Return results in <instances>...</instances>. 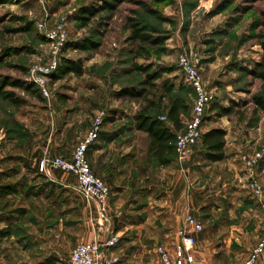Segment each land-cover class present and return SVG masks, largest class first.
<instances>
[{"label":"rangeland","instance_id":"obj_1","mask_svg":"<svg viewBox=\"0 0 264 264\" xmlns=\"http://www.w3.org/2000/svg\"><path fill=\"white\" fill-rule=\"evenodd\" d=\"M223 1L125 0L111 18L107 13L100 12L85 25L80 21V16L96 8L99 0H0V53L7 56L5 63L0 64V74L30 82L32 73L39 75V69L48 67L54 57L57 67L64 59H72L80 60L83 68L80 75L71 73L65 78L56 79L52 77L56 74L55 70L44 77L47 95L39 92L38 98H35L16 91L27 100L23 107L15 108L0 98V157L20 156L25 161L56 156L71 159L73 151L85 138L101 111L105 116L100 132L133 130L132 117L138 109V103L116 97L118 90L141 87L144 75L136 72L133 65L148 66L151 72L162 71V77L156 84L166 82L172 86L173 94L184 99L191 113L194 94L176 64L178 55L185 51L193 52L200 59L199 69L212 97L208 112L215 118V123L228 121L251 124L256 115L252 114L250 102L241 108L237 107L236 110L243 112L242 118L237 114L230 117L215 115L212 106H227L231 100L243 103L252 94H264L262 82L243 72V68H251L264 54V0H231L224 10L216 12ZM139 2L158 10L160 16L154 17L147 13ZM128 16H135L139 21L156 28V35L166 37L164 43L155 48L145 47L140 56L134 57V48L126 41ZM60 26L66 40L61 46L45 35ZM83 42L99 43V47L95 52L74 47ZM166 102L164 99L155 109L158 117L165 114ZM56 147L58 150L54 152ZM204 151L201 139L189 156L179 159L177 154L174 155L172 161L176 162L177 170L182 168L180 175L185 186L184 200L177 203L180 211L183 205L197 208L207 204V207L215 209L231 206L220 193L222 184L215 180V175L222 168L206 167L209 161L205 160ZM68 174L73 175L76 191L84 199L76 176ZM258 219L252 216L250 222L253 245L262 235L255 232L254 221L257 223ZM260 219L263 224L262 212ZM201 220L203 222V218ZM76 231L82 232L80 229ZM222 236L223 232L217 233V238ZM156 240L152 242L157 245L153 243L145 254L150 264H161L155 252L157 246L163 244L169 249L174 247ZM195 242L193 249L196 251V238ZM216 249L222 251L224 248L221 246ZM220 254L222 252L213 255L216 257L212 259L230 264L229 257L226 259L225 255ZM198 258L199 264L202 259Z\"/></svg>","mask_w":264,"mask_h":264},{"label":"crops","instance_id":"obj_2","mask_svg":"<svg viewBox=\"0 0 264 264\" xmlns=\"http://www.w3.org/2000/svg\"><path fill=\"white\" fill-rule=\"evenodd\" d=\"M256 116L260 120L252 119L251 124H219L208 109L205 113L202 134L217 127L226 131L224 158L206 166L222 168L215 180L222 184L220 193L231 203L226 208L205 204L177 209V203L184 200L182 168L177 170L175 161L157 165L149 152L147 135L135 129L103 130L86 150L91 170L110 189L102 212L96 201L81 198L73 175L58 170L40 173L37 168L41 159L1 156L0 264H45L50 259L52 264H70V251L77 242L103 243L112 236L119 240L103 251L104 264L110 259L114 260L110 264H150L145 254L152 240L175 245L177 229L183 225L187 211L203 227L194 232L198 250L193 249V253L202 259L199 264H224L223 260L212 259L219 252L229 257L230 264H238L253 245L252 216L259 218L254 221L257 235L264 230L259 205L246 190L240 162L244 153L264 151V116ZM57 150L54 148V152ZM257 179L263 186L264 201V158L257 164ZM221 232L223 236L217 238ZM221 246L222 251L216 249ZM256 264H264V255Z\"/></svg>","mask_w":264,"mask_h":264},{"label":"trees","instance_id":"obj_3","mask_svg":"<svg viewBox=\"0 0 264 264\" xmlns=\"http://www.w3.org/2000/svg\"><path fill=\"white\" fill-rule=\"evenodd\" d=\"M125 0H99V5L91 11H86V15L80 16V21L87 25L96 14L100 12L107 13L111 18L117 11L119 5ZM160 2L162 0H155ZM231 0H224L216 9V12L224 10ZM145 7L147 13L154 17H159V12L156 9L150 8L143 2H139ZM126 27L128 35L126 41L132 46L134 57L140 56L145 47L155 48L161 45L166 40V37L159 34L156 28H153L141 20L139 21L135 16H128L126 19ZM155 34V35H154ZM264 48V41L262 42ZM77 49H86L89 51H97L99 43H82L75 44ZM6 54L0 53V64L5 63ZM133 69L144 75L140 88L128 87L118 90L116 97L122 101H134L138 103V109L133 115L134 129L145 133L149 140V152L156 160L157 165L169 164L175 155L174 141L177 131L181 130L184 126L183 119H188L190 112L187 103L180 96L173 94V87L164 82L159 85L156 84L157 80L162 77V71H152L148 66L133 65ZM56 74L52 77L62 79L69 74L74 73L80 75L83 72L82 62L80 60L64 59L63 62L56 68ZM244 74L253 79H257L263 84L264 92V54L259 61L251 68H243ZM20 91L25 96L38 98L39 91L36 85L27 81L26 79H14L12 77L0 74V98L15 108L25 106L27 100L16 93ZM166 99V106H164L165 117L161 120L156 114L155 109ZM247 102L252 104L254 115L264 116V94H252L249 100L243 103H235L233 100L227 106L214 105L212 111L218 116L230 117L232 114L243 116L237 107L246 105ZM258 116V117H259ZM257 119V116L256 118ZM226 131L223 128L217 127L209 129L202 134V144L205 146L204 158L209 162H219L224 158V145H225ZM53 259L47 260L45 264H52Z\"/></svg>","mask_w":264,"mask_h":264},{"label":"built area","instance_id":"obj_4","mask_svg":"<svg viewBox=\"0 0 264 264\" xmlns=\"http://www.w3.org/2000/svg\"><path fill=\"white\" fill-rule=\"evenodd\" d=\"M46 37L56 41V45H62L66 42L62 26L52 32H46ZM199 57L193 52L185 51L178 55L176 64L182 72L184 79L192 88L194 94L191 113L184 121V126L177 131L174 141L175 154L179 159L189 156V152L196 143L202 138V126L208 105L212 101L211 94L207 89L206 83L199 69ZM57 68V59L47 67L39 69V75L32 73L30 82L37 86L38 91L44 95L48 94L44 77L49 76ZM35 72V71H34ZM105 116L101 111L95 118L92 128L85 138L80 141L71 155V159L65 157H43L38 165L40 173H50L52 170H61L66 173H73L76 176L79 191L86 201H96L101 209H105L107 199L110 196V189L90 168V164L85 157L87 148L97 138L100 133V125ZM164 120L163 115L159 116ZM264 158V151H257L252 154L244 153L240 156V162L243 166V172L246 181V190L257 201L259 209L262 212V221L264 225V201L263 186L257 179V164ZM190 228V229H189ZM203 229L200 220L192 213L188 212L184 216L183 225L177 229V244L172 249L165 245L156 247V254L160 257L161 264H198L199 258L193 253L195 245L194 232ZM119 237L112 236L109 239L99 243L89 241L88 243H77L71 251L70 264H104L102 254L104 250L117 245ZM264 255V231L258 242L253 245L245 259L240 264H256L259 258ZM106 264L113 263L114 260H106Z\"/></svg>","mask_w":264,"mask_h":264}]
</instances>
